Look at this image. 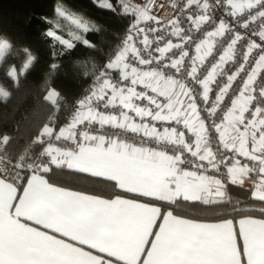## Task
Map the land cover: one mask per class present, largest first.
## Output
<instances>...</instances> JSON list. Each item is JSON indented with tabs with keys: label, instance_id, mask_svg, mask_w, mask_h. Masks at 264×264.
<instances>
[{
	"label": "snow or ice",
	"instance_id": "6c2138e0",
	"mask_svg": "<svg viewBox=\"0 0 264 264\" xmlns=\"http://www.w3.org/2000/svg\"><path fill=\"white\" fill-rule=\"evenodd\" d=\"M93 3L127 26L85 73L92 83L70 118L43 126L34 158L8 157L0 136V264H264V0ZM46 35L54 47H94L79 32ZM14 54L0 33L15 84L36 57L24 48L18 66ZM57 172L113 193L57 186ZM228 185L248 192L247 206L224 208ZM181 203L224 210L202 222L175 214Z\"/></svg>",
	"mask_w": 264,
	"mask_h": 264
},
{
	"label": "trees",
	"instance_id": "16d2710c",
	"mask_svg": "<svg viewBox=\"0 0 264 264\" xmlns=\"http://www.w3.org/2000/svg\"><path fill=\"white\" fill-rule=\"evenodd\" d=\"M60 5L69 12L79 14L90 25L95 24L98 30L81 33L94 47L80 43L70 50L53 46L54 41L46 33L55 28L56 9ZM126 26L125 17L100 8L93 0H0V33L14 41L13 62L18 66L22 63L24 48L30 49L36 57L29 72L15 84L4 76L8 65H0V87L10 93L6 100L0 99V136L8 135L10 138L5 148L8 157L24 155L34 158L38 155L40 146L34 141L43 126L62 125L91 81L85 73L92 71L93 64L101 65L106 61ZM53 62L58 66L55 71L49 67ZM52 89L60 94L55 105L45 100L47 92ZM50 182L104 196L113 193L110 184L97 183L95 178H86L85 174L64 175L57 172ZM248 195L244 189L229 185L225 199L230 203L224 208L230 210L233 205L247 206ZM213 208L181 203L175 214L196 220H219L224 208Z\"/></svg>",
	"mask_w": 264,
	"mask_h": 264
},
{
	"label": "rangeland",
	"instance_id": "374dc122",
	"mask_svg": "<svg viewBox=\"0 0 264 264\" xmlns=\"http://www.w3.org/2000/svg\"><path fill=\"white\" fill-rule=\"evenodd\" d=\"M58 7H61L62 10L65 12V17H61L57 13V15L54 19L55 28L53 30H55L58 35H62L65 38H68L69 34L72 32L82 33L83 32L82 29L77 28L76 25L71 22V20L66 19V16H68V15H74V18H76V19H80L81 16L77 13L69 12L68 10H66L61 5ZM83 20H85V19H83Z\"/></svg>",
	"mask_w": 264,
	"mask_h": 264
},
{
	"label": "built area",
	"instance_id": "2783aa9c",
	"mask_svg": "<svg viewBox=\"0 0 264 264\" xmlns=\"http://www.w3.org/2000/svg\"><path fill=\"white\" fill-rule=\"evenodd\" d=\"M217 14H219V10H217ZM167 15H171V13H170V12H166V16H167ZM119 42H120V41H119ZM118 44H119V43H118ZM118 44H117V45H118ZM117 45H116V46H117ZM91 83H92V80H91V81L89 82V84L85 87V89H87ZM85 89H84V90H85ZM83 95H84V91H83V94L80 96V98H82ZM80 98H79V99H80ZM79 99H78V100H79ZM78 100H77V101H78ZM76 103H77V102H76ZM75 105H76V104H75ZM75 105H74V106L69 110V112L67 113V115H66V117H65V119H64V121H63V123H62V125L65 124L66 121L70 118V116H71V114H72V111H73V108L75 107ZM62 125H61V126H62ZM129 138H131V135H130V134H129ZM246 187H247V185H246Z\"/></svg>",
	"mask_w": 264,
	"mask_h": 264
},
{
	"label": "crops",
	"instance_id": "0c3cea01",
	"mask_svg": "<svg viewBox=\"0 0 264 264\" xmlns=\"http://www.w3.org/2000/svg\"><path fill=\"white\" fill-rule=\"evenodd\" d=\"M57 185V184H56ZM57 186H60V185H57ZM73 190H75V189H73ZM228 193H229V185H228V188H227V193H226V197L228 196ZM225 197V198H226ZM186 218V217H185ZM256 218H258V217H256ZM189 219H191V218H189ZM196 220V219H195ZM199 221H202V222H218L219 220H216V221H206V220H199Z\"/></svg>",
	"mask_w": 264,
	"mask_h": 264
}]
</instances>
